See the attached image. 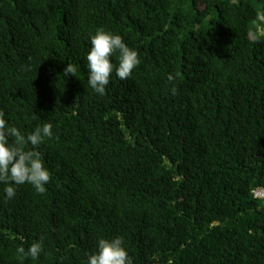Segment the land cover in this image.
Masks as SVG:
<instances>
[{
	"label": "trees",
	"instance_id": "1",
	"mask_svg": "<svg viewBox=\"0 0 264 264\" xmlns=\"http://www.w3.org/2000/svg\"><path fill=\"white\" fill-rule=\"evenodd\" d=\"M261 12L264 0H0V111L25 135L53 126L37 149L46 192L13 185L7 199L0 182V264L41 238L22 264H88L117 236L133 264H264ZM99 28L140 59L103 96L86 60Z\"/></svg>",
	"mask_w": 264,
	"mask_h": 264
},
{
	"label": "clouds",
	"instance_id": "2",
	"mask_svg": "<svg viewBox=\"0 0 264 264\" xmlns=\"http://www.w3.org/2000/svg\"><path fill=\"white\" fill-rule=\"evenodd\" d=\"M258 19L264 21V12L258 14ZM90 44V50L86 55L88 84L95 93L103 96L113 71L119 79H128L139 65L140 59L137 51L127 46L120 35L103 28L97 29L91 36ZM114 54L118 59L117 65L111 61ZM76 71V67L68 63L64 69V76L69 74L76 76ZM168 79L171 81L174 77L170 74ZM176 92L177 89L173 87L172 95H176ZM52 127L51 123H44L25 135L18 128L8 126L4 112L0 111V182L7 185L4 188L7 199H12L16 194L13 185L26 183L33 186L38 194L42 195L46 192L45 185L50 181L51 174L44 167L41 153L37 149L46 138H52ZM262 192L259 190L257 194L264 195ZM42 250L43 238L31 243L27 251L23 246L18 247L17 258L22 264L27 257L37 259ZM88 264H133V262L123 247V238L117 236L111 240L99 239L96 251L88 256Z\"/></svg>",
	"mask_w": 264,
	"mask_h": 264
}]
</instances>
